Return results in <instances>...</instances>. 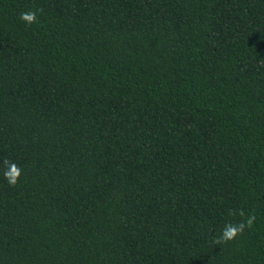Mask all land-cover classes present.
Listing matches in <instances>:
<instances>
[{
  "label": "trees",
  "instance_id": "obj_1",
  "mask_svg": "<svg viewBox=\"0 0 264 264\" xmlns=\"http://www.w3.org/2000/svg\"><path fill=\"white\" fill-rule=\"evenodd\" d=\"M0 264H264V0H0Z\"/></svg>",
  "mask_w": 264,
  "mask_h": 264
},
{
  "label": "clouds",
  "instance_id": "obj_2",
  "mask_svg": "<svg viewBox=\"0 0 264 264\" xmlns=\"http://www.w3.org/2000/svg\"><path fill=\"white\" fill-rule=\"evenodd\" d=\"M21 19L26 21L27 23L31 24L36 20V13L35 12H26L21 14ZM20 171L13 166L12 168V178L9 179L10 184H15L16 179L19 177ZM249 225L251 224V219L248 221ZM244 228V225L241 224L239 226H230L223 232V239L224 240H231L234 238L238 232H241Z\"/></svg>",
  "mask_w": 264,
  "mask_h": 264
}]
</instances>
